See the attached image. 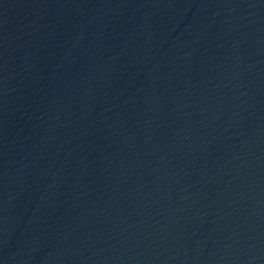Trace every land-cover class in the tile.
Listing matches in <instances>:
<instances>
[{
  "label": "water",
  "instance_id": "1",
  "mask_svg": "<svg viewBox=\"0 0 264 264\" xmlns=\"http://www.w3.org/2000/svg\"><path fill=\"white\" fill-rule=\"evenodd\" d=\"M0 264H264V0H0Z\"/></svg>",
  "mask_w": 264,
  "mask_h": 264
}]
</instances>
